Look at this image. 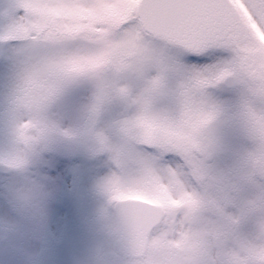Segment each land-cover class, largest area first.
I'll return each mask as SVG.
<instances>
[{
  "label": "rangeland",
  "instance_id": "obj_1",
  "mask_svg": "<svg viewBox=\"0 0 264 264\" xmlns=\"http://www.w3.org/2000/svg\"><path fill=\"white\" fill-rule=\"evenodd\" d=\"M233 1L251 30L264 41V33L242 0ZM121 44L125 43L114 42ZM168 59L167 53L144 51L132 62L136 65L116 78L120 94L109 101L103 99L98 82L83 79L71 85V94L64 91L46 109L44 127L29 143L22 141L19 133L31 117L22 115L14 104L20 74L17 78L9 66L0 64V161L23 167L21 172L0 176V252L22 254V264H37L36 258L40 264H49L46 259L53 249L54 260L63 252L67 255L63 264H100L104 200L97 184L108 171L104 158L87 155L85 159L57 160L38 154L52 137L90 145L85 109L92 100V131L108 151L126 165H134L115 177V196L151 197L164 206V220L194 225L199 236L215 234L216 248L205 245L200 249L204 264H214L216 251L226 257L227 264H264V239L256 231L264 218V204L254 197L264 187V152L253 148L251 142L264 140V127L257 120L255 135L247 134L238 114L240 93L224 85L213 90L225 107L217 121L211 116L190 115L186 104L170 94L186 90L180 88V75ZM153 73H164L163 81ZM123 116L137 123L136 137H124L116 129V120ZM202 121L208 123L202 126ZM148 132L163 134L164 139L147 148L142 136ZM168 138H173V146L166 144ZM196 141L199 146L194 150ZM159 157L166 162V174L157 166ZM204 200L209 207H199ZM79 221L86 224L85 229Z\"/></svg>",
  "mask_w": 264,
  "mask_h": 264
},
{
  "label": "snow or ice",
  "instance_id": "obj_2",
  "mask_svg": "<svg viewBox=\"0 0 264 264\" xmlns=\"http://www.w3.org/2000/svg\"><path fill=\"white\" fill-rule=\"evenodd\" d=\"M242 3L264 33V0ZM114 42L167 53L186 90L170 94L190 115L217 121L225 107L213 90L227 85L240 93L247 134L255 135L257 120L264 127V42L228 0H0V62L20 65L14 104L31 117L22 141L44 127L45 97L35 87L41 74L79 65L99 76L86 62Z\"/></svg>",
  "mask_w": 264,
  "mask_h": 264
},
{
  "label": "clouds",
  "instance_id": "obj_3",
  "mask_svg": "<svg viewBox=\"0 0 264 264\" xmlns=\"http://www.w3.org/2000/svg\"><path fill=\"white\" fill-rule=\"evenodd\" d=\"M102 64L94 65L90 69L92 72L103 74ZM151 75L163 81L164 73ZM99 76L86 74L79 65H71L59 72L42 73L35 87L38 93L45 97L44 104L47 109L67 87L83 79L92 80L96 84ZM52 88H55L54 93L49 92ZM94 95L95 90L92 96ZM91 103L92 100L85 109V133L89 138L92 154L103 157L108 166L107 173L97 184V190L104 200L100 217L104 223L105 244L110 253L108 264H204L200 257V249L205 245L215 249L218 240L215 234L199 236L194 225L186 227L164 219L153 227L146 228L140 222V214L134 206L136 202L126 201L114 195L115 177L122 175L134 165L130 162L126 165L116 153L108 151L105 143L94 134L90 120ZM207 123L208 121L201 122L202 126ZM154 131L163 132L166 129H154ZM66 134L70 135V133ZM251 142L253 148L264 152V140ZM162 160V157L158 158L157 166L161 174H166L167 165ZM261 183L264 184V179ZM254 197L264 204V187L260 188ZM209 206L206 200L201 201L199 205L202 208ZM256 231L264 239V218L258 223ZM215 256L214 264H227L226 257L221 252L216 251Z\"/></svg>",
  "mask_w": 264,
  "mask_h": 264
},
{
  "label": "water",
  "instance_id": "obj_4",
  "mask_svg": "<svg viewBox=\"0 0 264 264\" xmlns=\"http://www.w3.org/2000/svg\"><path fill=\"white\" fill-rule=\"evenodd\" d=\"M229 2V1H228ZM125 124L127 125V122L125 121ZM55 147V148H54ZM66 149L70 150V149H73L72 146H62V145H57V143H51V145L49 146V150H55L57 152H60V151H65ZM13 167H9L7 165H2L0 166V170L2 171H7V170H10L12 169ZM150 213V212H149ZM151 214V213H150ZM155 215L156 219L155 220H151V219H146L144 221V223L142 224L144 227L146 228H151L155 225L156 221L158 220V217H159V211H153L152 212V215ZM146 217H147V214H146ZM109 259H110V253H104L101 255V261L104 263V264H108L109 262Z\"/></svg>",
  "mask_w": 264,
  "mask_h": 264
},
{
  "label": "flooded vegetation",
  "instance_id": "obj_5",
  "mask_svg": "<svg viewBox=\"0 0 264 264\" xmlns=\"http://www.w3.org/2000/svg\"><path fill=\"white\" fill-rule=\"evenodd\" d=\"M115 52V56L118 57V55L116 54L117 50H113ZM109 64H112V61H108Z\"/></svg>",
  "mask_w": 264,
  "mask_h": 264
}]
</instances>
